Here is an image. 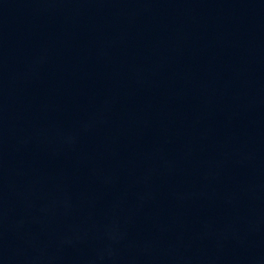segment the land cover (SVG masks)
<instances>
[{
    "label": "water",
    "instance_id": "1",
    "mask_svg": "<svg viewBox=\"0 0 264 264\" xmlns=\"http://www.w3.org/2000/svg\"><path fill=\"white\" fill-rule=\"evenodd\" d=\"M0 264H264V0H0Z\"/></svg>",
    "mask_w": 264,
    "mask_h": 264
}]
</instances>
